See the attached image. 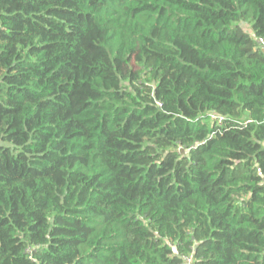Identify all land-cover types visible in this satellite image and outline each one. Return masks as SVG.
<instances>
[{"label":"trees","instance_id":"obj_1","mask_svg":"<svg viewBox=\"0 0 264 264\" xmlns=\"http://www.w3.org/2000/svg\"><path fill=\"white\" fill-rule=\"evenodd\" d=\"M264 0H0V264H264Z\"/></svg>","mask_w":264,"mask_h":264},{"label":"built area","instance_id":"obj_2","mask_svg":"<svg viewBox=\"0 0 264 264\" xmlns=\"http://www.w3.org/2000/svg\"><path fill=\"white\" fill-rule=\"evenodd\" d=\"M259 43L261 45L262 50L264 51V41L260 40Z\"/></svg>","mask_w":264,"mask_h":264}]
</instances>
